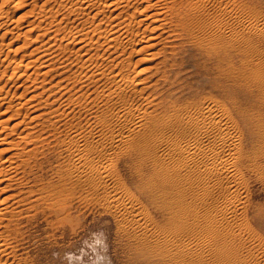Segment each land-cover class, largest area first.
<instances>
[{"label":"bare ground","instance_id":"bare-ground-1","mask_svg":"<svg viewBox=\"0 0 264 264\" xmlns=\"http://www.w3.org/2000/svg\"><path fill=\"white\" fill-rule=\"evenodd\" d=\"M104 1L100 6L94 0H80L79 5L68 8L70 12L83 8L95 10L87 29L91 30L93 35L88 39L94 37L92 41L99 43L103 38V41H107L105 43L109 42L116 46V54H112L114 56L108 64L110 71L114 68L112 71L115 72L106 77L109 83L114 85V89L106 91L105 95L107 100L112 98L113 93L120 98V102L114 107V113L119 118V130L116 133L112 130L110 138L104 139L99 134L95 142L84 141L83 145L78 143L76 137H71L66 145L72 150L73 157L70 166L63 170L65 174L56 182L47 181L40 184L41 178L32 177L35 174L33 169L41 165L40 155L43 156L46 147L44 148L42 144L44 142H40L41 138L38 140L33 137L30 141H27V138L32 132L30 129L37 127V122L33 120L40 117L41 107L31 102V105L25 107L24 115L20 114L21 108L32 99L34 93L32 92L30 97L27 96L24 102L17 104L16 114H12L13 110L11 117L1 118V124L13 118L10 132L13 129H18L19 132L15 137H0L1 143L5 145L0 149V154L7 152L4 157L0 156V185L5 182L0 186V264L19 263L17 261L14 263L12 259L8 260V255L11 253L9 248H13L10 245V237H16L20 233L19 226L22 224L21 217L25 210V213L29 211L27 213L29 217L34 215V210H41L46 217H53L51 219L53 223L58 221L57 219L60 221V218H65L68 222L70 214L68 211L65 212L66 203L62 197L67 196L66 193L70 189L71 193L72 187H76L75 184L85 181L98 187V184L112 178L118 190L121 184L118 175H114L109 170L112 165L114 166V158L112 160L110 155L107 157L108 153L116 150L130 157L135 166L137 164L142 169L147 163L146 159H150L153 166L150 179L157 193L154 195L160 198L161 203L158 207L163 210L161 217L165 219L162 224L155 220L146 208L140 210V205L144 204L135 196L128 194L126 201L121 197L118 200L117 193L116 196L111 195V201H115L114 207L112 206L114 212L119 214H117L119 219L116 220L117 230H120V234L133 245V255L130 254L132 262L136 264H264L261 261L264 259V203L253 199L247 177L248 172L253 173V177L262 183L264 188V52L258 50L255 44V46L250 44L249 39L244 38L242 34L245 29L251 28L257 37L263 38L264 25L259 26L257 20H254V24L246 25L239 15L235 14H229L231 21L226 20L224 14L229 11L223 6V0ZM5 2L0 0V29L6 22L1 20ZM136 2L141 5H135ZM130 3L134 6H131V9L127 8L124 17L110 22L108 29H101L103 20L102 17L97 16L104 7L111 12L112 10L117 12L118 8L122 10L121 7L124 8ZM209 3L222 6L223 9L219 7L212 12L208 8ZM59 11L60 8L48 9V13L46 12L49 16H46L49 19H47V27L49 24L51 26L55 25L54 22L57 23L56 28L52 26L53 30L57 31L54 34L55 38L59 33L58 26L65 16H58ZM113 13L114 19V16L119 17L122 11ZM104 22L106 23L107 19ZM12 27L6 25V30L13 29ZM147 30H150V33L145 34ZM64 33L60 38L67 37L69 39L67 42L72 43L78 40L76 36L79 40L83 36H78L81 34L77 32L76 35L73 32L68 35L67 32V36ZM55 38L54 41L57 40ZM79 40L80 47L87 45L85 40L84 42ZM91 45L90 48L85 49L87 55L82 56L83 64L91 61V53L93 56L95 53L100 54L96 46H93L94 52L89 53ZM1 46L3 45H0V53L3 51ZM144 48H156L155 51L149 52V58L152 55L151 58H154L155 63L153 67L148 65L150 69L148 74L144 76L141 73L143 77L136 80L129 74L133 63L125 61L132 53ZM36 49L38 50L37 47H33V50ZM5 54L8 55V52ZM96 58L91 62L97 61ZM29 61L24 62L25 68L31 64ZM20 64L22 65V62ZM20 64L14 63L12 69L18 70ZM191 66L194 67L193 71L189 70ZM183 68L187 71H183ZM135 70L136 73H140V70ZM194 74L201 77L197 83L188 81ZM172 75L176 80L172 79L174 78ZM153 78L154 82L149 83ZM160 79L170 82V86L168 85L170 89L166 87L169 90L166 93L163 88L164 93L155 86ZM23 94L24 92H21L18 96ZM1 99H5V95H0V101ZM9 106L4 107L10 108ZM26 116H29L30 120ZM123 116L124 118L121 119ZM25 118L29 122H26ZM51 120H49L50 124L54 122ZM42 134L39 137H42ZM92 154L99 157V160L91 156ZM138 171L141 169H137ZM20 184L24 185L20 187ZM17 187L18 190H14ZM5 189L17 193L12 191L5 194ZM141 190L145 191L146 188L141 187ZM154 195L151 196L155 197Z\"/></svg>","mask_w":264,"mask_h":264},{"label":"rangeland","instance_id":"rangeland-1","mask_svg":"<svg viewBox=\"0 0 264 264\" xmlns=\"http://www.w3.org/2000/svg\"><path fill=\"white\" fill-rule=\"evenodd\" d=\"M76 1H78V2L75 4ZM94 1H95V3H98V5H100V6H102L103 5L102 3L105 2L104 0H94ZM230 1L231 0H228V1L223 0L222 1L223 2L222 4H223V6H225V9L229 11L228 13L224 14V18L226 20L231 21L230 15L235 14V15H239L241 20L246 25L254 24L253 22H255L256 20H257L256 22L259 26L264 25L263 24L264 23V0H232L231 2ZM4 2L6 3L5 10H7V11L4 10V12L1 14V20H5L7 22V24L5 22L3 25V28L0 29V36L2 37V38L0 37V45H3V46H1L3 51H2V53H0V73H1L0 74V76H1L0 77V83H1L0 85H2V86H0V95H2V96L5 95V99H1V101H0V120H1V118L3 119V118H6L7 116H10L13 110L14 111L12 114H14V113L16 114L15 108L17 107V104H19V102L21 103L22 101L24 102L27 99V96L30 97V94L32 95L34 93V96L32 97V99L29 100L27 103H25V106H23L21 108V112H20V114L24 115L23 112L26 110V108H27V106H29V104L31 105V102L32 103L35 102L36 104H38L39 107H41V111H45V112L40 111L41 115H40V117L36 118L37 121H36V119L33 120L35 123L37 122L38 128L34 127L33 129H30V131H32V132H30V135L27 138V141H30V139H33V137H35L38 140L41 138L40 142L41 143L44 142L42 144H44V148L46 147L45 149L43 148L45 150L44 154H43L44 157L42 156V154L40 155L39 160H41V165L39 167L35 166V168L33 169V172H35V174H33L32 177L37 176V178H41L39 180L40 184L41 183L44 184L47 181L56 182L59 180V178L62 175L65 174V172L63 171L64 168L70 166V164H71L73 153H72V150H69L67 145H66L67 141L69 139H71V137L72 138L76 137L75 139L78 140V143L83 145L84 141L95 142V139L99 138L100 135H102L104 137V139L110 138L112 135V130L114 133H116L119 130V127H118L119 118L114 113V107L117 103L120 102V98H118L113 93L112 98L110 100H107V96L105 95L108 92V90L110 91V90L114 89V85L110 84L109 80H107L106 77H108V75L111 76L115 72V71H112L114 68H112L110 71L108 64L111 63V62H109V60L112 59L113 56L116 54V50H115L116 46H113L114 44H111L109 42L105 43L107 41L106 40L103 41V38L100 39L103 41V44H102V41H100L99 43L94 42V40L92 41V39L94 37L88 39L89 36L91 37L93 35L92 31L91 30L88 31L87 29L90 26L91 15L93 14V11H95V10H92V9L89 10L88 8L87 9L83 8L84 10L82 9L79 11L77 10L74 12H70L69 8H68V7L71 8L72 6L79 5L80 0H47V1L44 0L43 2H42V0H4ZM40 2H42V3H40ZM228 2H229V4H228ZM33 4H34V6H33ZM137 4H138V6L141 5L140 3L136 2L135 5H137ZM228 5L231 7H229ZM131 6L133 7L134 5L132 3H130V4H126L124 8L121 7L122 10H120V8H118L117 12L122 11V13H120L119 17L114 16L115 17L114 19H113L112 15H115L113 12L117 13L116 10H112V12H111L110 9H108L107 7L106 8L104 7L103 11L101 10L97 16L98 18L102 17V20H103L101 23L102 24L101 29H103V30L108 29L110 22H112L116 19H119L121 17H124L126 14L125 11H127L128 9H131ZM208 6H209L208 8H210V11H212V12L219 9V7H221L223 9L222 6L217 5L218 6L217 7V6L212 5L211 3H209ZM228 7L231 9H229ZM58 8H60V11L58 12V16L65 15L64 16L65 21L63 20L60 24L61 26L60 25L58 26L59 27V29H58L59 33L56 36L57 40L54 41V38H55L54 34H55L56 30L55 29L53 30V28L54 27L56 28L57 23L54 22V24L56 26L55 25L50 26V24H49V26L47 27L46 23L49 19L46 18V16L48 15L47 14L48 9L56 10ZM233 8H235V9H233ZM85 11L88 12L89 14L85 13ZM76 12L79 14H77ZM85 14H87L86 17L84 16ZM88 15H89V18H88ZM83 16L85 17L86 20L84 19ZM225 16H227V17H225ZM47 17H49V16H47ZM70 17H71V19H72V17L74 19L71 20ZM31 19H33V20H31ZM106 19H107V22L105 23L104 21ZM33 23H35V24H33ZM65 24H66V26H65ZM103 24H107V25H103ZM6 25H7V27H12V25H13V27H12L13 29L8 28V30H6ZM84 25L86 28L84 27ZM52 26H53V28H52ZM49 27H51L52 29L50 28V30H48ZM3 29H5L6 31L5 30L3 31ZM26 29H28V31ZM84 29L86 30V33H88V34L85 33ZM67 32H68V35H70V33H72V32L73 33L77 32L78 34H81L78 36L83 35L82 39H83V37H85L83 40L81 38L79 40V38L77 36H76V38L80 42H84V40H85L87 45L80 47V45H79L80 43L78 42L77 39H76L77 41L75 43H72L71 41H70L71 42L70 43V42H67V41H69V39H67V37H61L60 38V36L63 35V33L66 34ZM90 32H91V34H90ZM243 32H244V33H242L243 37L246 38L247 40L249 39L248 42L250 44H253V45L255 44L256 46L255 45L254 46L257 47L258 50L264 52V36H263V38L257 37V35L254 34L253 29H251V28H247ZM1 33L3 36L1 35ZM148 33H150V30H147L145 32V34H148ZM49 35L51 36V38ZM75 35H76V33H75ZM66 36H67V34H66ZM58 37L60 39H58ZM64 39H66V40H64ZM86 39H88L87 40L88 42L86 41ZM91 41H92V43L93 42L94 43L93 44L90 43ZM109 44H111V46ZM90 45L92 47H91V50L89 53L94 52V50L92 51L93 46L94 47L96 46L97 51L100 53V54L95 53L94 56L91 53V56H92L91 61H94L95 60L94 58L97 57L99 59L100 63L97 62L98 59L96 58L97 61H95L94 63H92L91 61H87L86 62L87 64H85V63L83 64V62H84L83 58L84 57H82V56L87 55L85 53V49L90 48ZM41 46H43V47H41ZM15 47H16V49H15ZM33 47L34 48L37 47L38 50L37 49L33 50ZM45 47L46 48L48 47V48L46 49ZM111 47H113L114 49ZM44 48L46 50L45 53L43 52ZM7 50H9V51H7ZM78 50H79V52H78ZM103 50H105V51H103ZM155 50H156V48H154V49L153 48H151V49L144 48V50L142 49V50L136 51V53L135 52L132 53L128 57L130 60L126 59V61H125L126 63H128L130 61H131V63H133V65H131V69L129 70V74L131 77L133 76L137 80V79L142 78L143 75L145 76L146 74H148L150 72L148 65L153 67L155 60H154V58H151L152 55H150V58H149V54H150L149 52L155 51ZM6 51L8 52V55L5 54V53H7ZM80 51H82V52H80ZM39 52H41V53H39ZM38 53H39V55H38ZM101 53H103V54H101ZM104 53H105V55H104ZM112 54H114V55H112ZM20 55H21V57H20ZM109 55H111V57ZM79 56H81L82 59ZM100 56H101V58H100ZM2 57H3V59H1ZM19 59L23 60V61L21 60L22 65L20 64L21 62ZM49 59H50V61H49ZM33 60H35V62ZM25 61H29V63H31V64H28L26 66V68L24 66ZM102 62H103V64H102ZM106 62H107V64H106ZM14 63L20 64L19 67L17 68L18 70L12 69V65ZM45 64H46L47 68H46V66H44ZM48 66L49 67L51 66V67L48 68ZM94 66H95V68H94ZM102 66H104V67H102ZM96 67L98 68V70L101 67H102V69H100L98 71ZM111 67H113V66L111 65ZM1 69H2V71H1ZM11 69L15 72H13ZM36 69H37V71H35ZM135 69H138V71L140 70L139 71L140 73H138V72L136 73L137 70H135ZM94 70H96L97 72ZM189 70L193 71L194 67L191 66L189 68ZM175 71H176V69H175ZM183 71H187V70L185 68H183ZM141 73L143 75H141ZM173 75L175 76L176 72L173 73ZM194 75L191 76V78H189L188 81L192 80V81L197 83V81L199 79H201V77H199L196 74H194ZM32 79H33V81H32ZM172 79L176 80L175 77ZM159 81H161V84ZM159 81H157L155 86H157L160 91H162L164 89L165 93L167 91H169L168 88L170 89V87H169L170 82L167 83L163 79H160ZM151 82H154V78H153V81L151 80L149 83H151ZM28 83H29V85H28ZM78 85H80V86H78ZM162 85H163V87H162ZM76 86H78V87H76ZM164 86H165V88H164ZM5 87H6V89H5ZM25 87L27 90L29 87H30V89L27 91L25 89ZM166 87H168V88L166 89ZM174 88H176V87H174ZM13 92H16V93H13ZM21 92H24V94L22 96H18L21 94ZM164 92L162 91V93H164ZM11 95H14V96H11ZM7 104L10 105L12 108L10 106H9L10 108H7L8 107ZM4 106H7V107H4ZM62 108H63V110H62ZM142 108H144V106H142ZM2 109H4V110H2ZM7 111H9V112H7ZM44 113H45V115H44ZM4 114H5V116H4ZM26 118L28 120H30L29 116H26ZM26 118H25V120H26ZM123 118H124V116L121 117V119H123ZM51 119H53V120H51ZM11 120H13V118L12 119L10 118L9 122H4L2 124L0 123L1 124L0 125V130H1L0 131V137L1 136L2 137L3 136H6V137L17 136L16 133L19 132L18 129H16V130L13 129L10 132L11 125L13 123V122H11ZM28 120H26V122H29ZM49 120L54 121V122H52V124H50L51 122ZM77 123H78V125H77ZM38 124H41V125H38ZM48 124H50V125H48ZM4 125H6V126H4ZM45 125H47V126H45ZM1 126H2V128H1ZM40 126L41 127L44 126L43 127L44 129L41 128ZM53 127H54V129H53ZM20 128L22 129V126L19 127V129ZM66 128H68V129H66ZM21 129H20V131H21ZM49 129L50 130L53 129V131L51 130V132H50V131H48ZM110 129H111V131H110ZM40 130H41V132H40ZM38 132H40V134L44 133V134H42V137L41 136L39 137L40 134ZM23 134H24V132H23ZM53 134L54 135L56 134V135L53 136ZM74 134H76V135H74ZM33 135H35V136H33ZM47 137H48V139H47ZM42 139L44 141H42ZM0 140H1V138H0ZM47 140H49L50 143ZM1 142H2V140L0 141V149L5 146ZM57 146H59L60 148ZM63 148H64V150H63ZM116 151H119V150H116ZM116 151H111L110 153L107 154V157H109V155H110L112 160L114 158V160H113L114 166L112 165L109 168V170L114 175L115 174H116V176L118 175L117 178H119V181L121 183V184H119L120 187L118 188V190L116 188L117 186H115L116 184L113 183L114 180L112 178L106 179V181L103 182L104 184L103 183L98 184V187H94L89 182H85V181L82 182L81 184H75L76 187H74V186L72 187L73 189H72L71 193H70V190H71L70 189L69 192L66 193L68 195L67 196L63 195V197H62L66 203L65 212L67 213V211H68V213L70 214V218L68 217V219H67V220H69L68 222L66 221L65 218H60V221H59V219H57L59 222L56 221L53 223L51 220V219H53V217H51V218L46 217L44 215L45 213H43L41 210H37V211L34 210V212H33L34 215L32 217H29L27 215V213H29V211L25 213V211H26L25 210L23 212L24 216L22 215V217H21L22 224H20V226H19L20 233H18V235L16 237H10V239H11L10 245L13 246V248L12 247L9 248L11 253H9V255H8V260L12 259V261H14V263H16L15 261L19 262L17 264H69V261L66 259L67 254H82L83 250H90L91 252L96 253L97 257H103L105 264H136V263L132 262L130 259V254L133 255V251H134L133 245L124 236H122V234H120V230H117V221L116 220L119 219V217H118L119 214L117 213L118 214L117 215L114 212V208H113L114 205L113 204L115 201H111L112 200L111 195L113 194L116 196V193H117V195H119L118 200L123 198L126 201L128 200L127 197L129 195L135 196V198L138 199L139 202H143L142 204H144V205H140L141 206L140 210L143 211L142 208L143 207L146 208V210L149 212V214L152 215L155 218V220H157L158 222H160L162 224L165 222V219L161 217V215H162L161 213H163L162 208L158 207V204L161 203L160 198L157 195H154L157 193L154 191V184L152 183V180L150 179L151 178L150 175L153 174L152 173L153 166H152V163L149 161L150 159H146L147 163L144 166V169H142V168H139L140 166L137 164L135 166L134 161L130 157L126 156L123 153H120V151L119 152H116ZM1 154H0V156L4 157L5 154H7V152H5V153L2 152ZM68 156H71V157H68ZM91 156H94V158L96 157L95 159L99 160V157H97L96 155L92 154ZM117 156H118V158H117ZM70 158H71V160H70ZM101 159L104 160V158H101ZM115 160H116V162H115ZM137 169H141V171L137 172ZM253 176H254L253 173H251V172L247 173L249 185L251 188L250 191H251V194L253 196V199L255 201L260 202V203H264V195H263L264 194V188H262L263 184L260 183L258 180L256 181L255 177H253ZM251 179H253V180H251ZM42 180L44 182H42ZM2 183H1V185H4L5 182H2ZM23 185L24 184H20V187H22ZM114 186H115V188H114ZM93 187H94V189H93ZM141 187L146 188V190L142 191ZM155 187L157 189L156 185H155ZM101 188H103V189H101ZM258 189L260 192L258 191ZM14 190L17 191L18 187ZM14 190L9 189L7 191L5 189L4 192H5V194L6 193H12V191L15 193L16 191H14ZM115 190H117V191L115 192ZM0 193H1V191H0ZM152 194L155 197L151 196ZM107 196H109V197H107ZM71 197H73V198H71ZM106 197L108 199H106ZM108 200H109V204H107ZM157 202H159V203H157ZM26 215H27V217H26ZM46 215H48V214H46ZM63 219H65V220H63ZM151 225H154V224H151ZM98 234H102V236H98V238H97ZM11 256H13V257L10 258ZM18 258H20V259H18ZM24 258L26 261L24 260ZM88 260H89V256L84 255L85 264H87ZM23 261H24V263H22ZM261 261L263 263L264 259H262Z\"/></svg>","mask_w":264,"mask_h":264},{"label":"clouds","instance_id":"clouds-1","mask_svg":"<svg viewBox=\"0 0 264 264\" xmlns=\"http://www.w3.org/2000/svg\"><path fill=\"white\" fill-rule=\"evenodd\" d=\"M98 236H102V234H98L97 238ZM84 255L89 256L87 264H105L103 257H97V254L90 250H83L82 254H67L66 259L69 261V264H85Z\"/></svg>","mask_w":264,"mask_h":264}]
</instances>
